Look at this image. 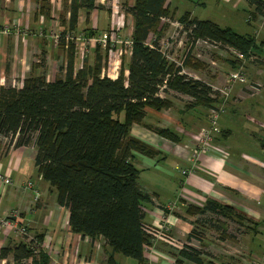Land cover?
Instances as JSON below:
<instances>
[{
	"label": "crops",
	"instance_id": "obj_1",
	"mask_svg": "<svg viewBox=\"0 0 264 264\" xmlns=\"http://www.w3.org/2000/svg\"><path fill=\"white\" fill-rule=\"evenodd\" d=\"M133 1L94 0L92 9L78 12L74 32L105 33L110 28L111 5L122 9ZM168 1L171 6L172 0ZM225 1L232 9L242 7L246 12L245 24L251 31L239 33L230 28L238 34L253 36L257 48L252 50V58H235L232 62L243 67L246 82L233 86L225 111L218 118L220 133L212 145L223 153L214 149L197 151L193 137L197 130L207 126L208 108L191 105L190 97L174 91L159 93L161 98L171 101L169 108H147L142 122L130 127L131 137L157 152L152 157L134 152L132 158L138 170L137 183L150 196V202L143 206L144 224L153 228L166 224L167 233L155 241L156 259L150 264H175L176 252L184 245L200 250L201 264H252L253 258L264 253V25L245 0ZM67 4L68 0H0L1 86L21 87L23 79L41 73L48 82L55 79L58 68L65 65V50L53 46L40 31L52 25L61 31L68 29ZM190 15L194 16L191 12ZM124 17L126 27L120 35L124 32L125 36L131 17ZM212 64L215 65L213 61ZM224 80L223 75H215L204 82L215 86ZM251 85L258 89H251ZM176 97L185 99L181 103ZM155 128L169 129L176 141L160 136ZM176 167L189 173L178 177L173 172ZM0 173L10 178V184H0V218L17 210L18 226L27 229V236H22L15 229L0 225V250L8 249L6 255L0 256V264H17L13 249L32 240L35 255L20 264H40L39 251L47 258L46 264H104L110 254L109 246L101 236H81L70 230L67 207L58 205L55 190L37 172L33 146L5 148V140L0 139ZM27 181L32 183L30 189L25 188ZM207 199L232 207L251 223L237 224L242 230L239 235L226 230L225 223L218 230L201 223L200 237L187 240L198 216L186 213L185 207H201ZM174 201V209L165 208ZM171 239L179 245H172ZM113 258L119 264H138L120 261L118 253Z\"/></svg>",
	"mask_w": 264,
	"mask_h": 264
},
{
	"label": "trees",
	"instance_id": "obj_2",
	"mask_svg": "<svg viewBox=\"0 0 264 264\" xmlns=\"http://www.w3.org/2000/svg\"><path fill=\"white\" fill-rule=\"evenodd\" d=\"M166 1L134 0L132 5L122 6L124 15L132 21L131 50L127 60H122L115 79L100 76L107 51L103 55L98 48H94L92 66L84 58L82 67L75 69L74 44L69 41L65 65L58 68L59 74L52 82L46 81L41 73L23 79L21 87L0 85V139L5 140V148L33 146L37 172L55 190L58 205L67 207L70 230L81 236H101L109 246L110 254L104 264H119L113 258L114 253L147 264L143 249L151 235L144 228L147 225L143 206L150 202V196L137 183L138 170L132 158L134 152L150 157L157 152L131 137L130 127L142 122L147 108L159 110L171 106L169 99L159 96L160 92L186 95L191 105L207 108L219 102L211 86L182 74L184 67L193 70L203 67L190 51L176 65L161 50L160 19H173L175 15L169 1L164 6ZM245 1L262 17L264 0ZM93 6L94 0H68V29L61 34L74 32L78 12ZM177 21L187 32L190 46L197 40L208 41L234 48L246 59L257 48L253 36L191 16L189 11L181 13ZM92 34V31L85 33ZM149 34L148 44L145 41ZM154 130L170 141L177 139L169 129ZM185 212L198 216L187 240L200 237L198 229L202 224L222 229L221 218L239 225L251 223L232 207L212 199L201 207L188 205ZM33 243L32 240L16 246L13 260L20 264L35 255ZM7 252V248H2L0 256ZM38 255L40 264H46L45 255L41 251ZM183 261L201 264L200 250L184 245L176 252L174 263Z\"/></svg>",
	"mask_w": 264,
	"mask_h": 264
},
{
	"label": "built area",
	"instance_id": "obj_3",
	"mask_svg": "<svg viewBox=\"0 0 264 264\" xmlns=\"http://www.w3.org/2000/svg\"><path fill=\"white\" fill-rule=\"evenodd\" d=\"M105 1V0H100ZM168 1L165 2L164 6L167 4ZM111 22H110V28L107 30L104 34H98L97 36L93 38L83 37L82 34H75L74 32H65V34H61V32H53L49 31L48 35L52 38V42L55 45H60L61 42L67 46V43L69 41L73 42L75 54L77 56V68L80 69L82 67L83 59L85 56H79L78 54V47L81 51V54L84 52L87 53V49L91 47L92 42H97L100 44L103 51L107 50V66H103L100 69V76L107 77L110 79H115L118 76L119 67L121 65V56L127 57L130 55L131 50V40H130V34L132 30V21H129V31H126L127 34H125V39L121 40L120 37V30L124 29L126 27V21L124 17V12L122 9H120L119 6L116 4L111 5ZM164 21L168 22L169 20L167 18H161L160 24H162ZM261 25H264V8H263V15L261 17ZM2 33L6 34V30H2ZM40 34H42V31H40ZM77 35V36H76ZM151 38V34L148 35L146 39V43L149 42ZM196 42H203L205 44L211 45L213 47H218V44L208 42V41H202L197 40ZM195 42V43H196ZM119 43H123V49L117 48V45ZM232 54H234L235 58L238 61H244L246 60L245 56L239 52H237L234 48H228ZM79 56V57H78ZM126 57V58H127ZM252 58L251 55L248 56L247 59ZM246 82V76L243 70V67L241 65H238L229 75L225 82V84L222 87H212L213 91L217 94V100H219L218 103H214L211 107H208L207 109V126L204 128L199 129L197 133L194 135V141L195 146L198 152H209V150L214 149L217 152L223 153L219 148L213 147L212 143L216 135L220 133V129L218 127V118L219 116L224 112L225 109V102L228 100L229 94L231 92V89L236 83H245ZM251 89L257 90V86H250ZM214 98V97H213ZM175 170H179L182 176H186L189 171L188 170H181L179 168H175ZM0 184H10V178L6 175H3L0 173ZM32 187V183L30 181H27L25 183V188L30 189ZM38 194L35 193V198H37ZM176 201L169 202L165 205V208L168 210H172L175 208ZM19 217V213L17 210H11L8 212L7 215H5L3 218H0V225H2L5 228L15 229L20 235L27 236V229L26 226H18L16 219ZM166 224L161 223L158 228L155 227H149L145 226L144 228L146 231L151 235L149 244L144 246L143 252L144 257L148 264H150L151 261L156 259V255L153 252V248L155 245V241L159 237H165L166 235ZM171 244L179 245V243L170 240ZM175 245V246H176ZM18 264V263H17ZM252 264H264V253L259 256L255 257L252 260Z\"/></svg>",
	"mask_w": 264,
	"mask_h": 264
},
{
	"label": "rangeland",
	"instance_id": "obj_4",
	"mask_svg": "<svg viewBox=\"0 0 264 264\" xmlns=\"http://www.w3.org/2000/svg\"><path fill=\"white\" fill-rule=\"evenodd\" d=\"M169 8H171L170 9L171 11L175 9L174 12L175 15L173 19H168L169 20L168 22L164 21L162 24L159 25V28L162 29V34L159 38V45L166 58L172 62H175L176 65H179L181 64L185 54L188 51H190L191 56L200 63H202L203 67L201 66L202 68L199 67L196 70L184 67L182 70V74H186L188 76L203 81H206L208 80V78L214 77L215 75H223L225 77L224 82L221 83L220 85L213 86V88L222 87L225 84L228 75L236 68L234 66L235 64L234 65L232 64V62H234L235 59L234 54H232L228 48L221 46L213 47L203 42H196L195 44L190 46V41L187 40L186 37L187 32L184 30L183 26L177 20L178 17L180 16V13L184 11H190L194 16H196L199 19H209L217 23L221 27L229 26L234 30H236L237 32L242 33L244 31L247 32L251 31L248 29V26H246L245 24L246 12L243 10L242 7H239L238 9H232L231 4L227 3L225 0H172V4ZM110 19H111V15H110ZM50 30L53 32H62V31L58 29L57 25H52L47 29L42 30V35H46V37L49 38L53 46H60V45H55L52 42V38L48 35L49 34L48 32ZM74 33L77 35L82 34L83 37L85 38L86 37L93 38L97 36L96 34L86 36L83 31H76ZM120 39L121 40L125 39L124 32L121 33ZM61 47L64 48L63 50H65L66 48L64 44ZM94 48H98L99 50L103 51L100 44L97 42H92L91 47L87 49V53L83 52L81 54V51L79 50L78 47L79 56L80 57L82 55L85 56L86 63H89V65L91 66L93 65L94 62V53H95L93 51ZM117 48L123 49V43H119L117 45ZM107 57L103 59L102 67L107 66V61H108ZM126 57L127 55L125 57L121 56V62L122 60H124L125 62V60H127L128 58ZM76 59L77 56L75 54V60ZM212 61L215 63V65L212 64ZM231 65H233V68H231ZM213 71L214 73H212ZM180 96H184V95H180ZM176 99L182 101L181 103H183V100L185 98L183 97L182 99L181 97H176ZM226 104L227 101L225 102V108H226ZM198 131L199 130H197L196 133ZM173 172L175 175L178 174L177 175L178 177L182 176L179 170H174ZM201 220H206V219L201 218ZM220 220L223 221V223L227 224L225 229L228 230L229 232H235L237 235H239V233L242 231L241 228L238 227L235 221L232 222L226 218H221ZM201 234L202 233L200 231L199 235ZM194 245L196 244L194 243ZM118 256L120 258V261H123L124 263L136 262L133 258L124 256L120 253H118ZM238 262L242 263L243 261L238 259Z\"/></svg>",
	"mask_w": 264,
	"mask_h": 264
}]
</instances>
